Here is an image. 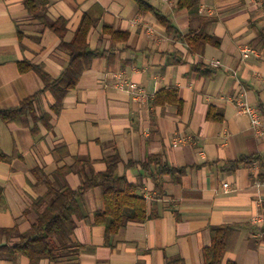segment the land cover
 Masks as SVG:
<instances>
[{
	"label": "crops",
	"instance_id": "obj_1",
	"mask_svg": "<svg viewBox=\"0 0 264 264\" xmlns=\"http://www.w3.org/2000/svg\"><path fill=\"white\" fill-rule=\"evenodd\" d=\"M154 8L140 13L136 0H39L30 13L24 0H0V107L16 108L44 89L33 69L19 62L40 64L56 78L69 62L62 39L41 19L66 21L64 41H70L86 13L96 19L88 44L97 53L74 88L63 98L58 113L49 90L35 97L37 115L49 114L48 125L30 114L0 119V245L13 246L19 234L36 221L47 203V183L67 182L77 188L92 170L104 171V158L116 154L117 175L136 184L144 196L145 221H129L106 237V225L94 223L104 210L103 188L95 185L80 198L84 218L75 219L69 245L50 259L23 254L0 255V264H203L211 244V227L240 228L236 244L220 264H264V135L256 133L246 114L236 109L245 98L257 107L264 124V0H199L198 15L190 17L177 0H145ZM164 15L176 34L158 19ZM127 31V40L112 41L104 32ZM204 31L218 39L202 53L192 52L183 36ZM246 45L257 55L243 57ZM220 61L213 66L211 61ZM123 78L141 85L145 101H136L116 84ZM174 87L182 104L155 103L156 93ZM221 120L207 117L208 110ZM184 143L173 145L175 136ZM159 154L174 168H184L178 180L166 174L162 191L154 189L150 171L141 162ZM258 157L249 164L231 163ZM90 161L91 164L87 162ZM71 167L61 179L58 169ZM153 172L157 166L152 165ZM228 187H224V183ZM61 244V240H57Z\"/></svg>",
	"mask_w": 264,
	"mask_h": 264
},
{
	"label": "trees",
	"instance_id": "obj_2",
	"mask_svg": "<svg viewBox=\"0 0 264 264\" xmlns=\"http://www.w3.org/2000/svg\"><path fill=\"white\" fill-rule=\"evenodd\" d=\"M39 0H24L25 6L30 13H35ZM140 13L145 14L154 11V8L145 0H136ZM179 8H185L190 17L198 15L199 0H177ZM41 19L50 29L61 39V46L69 54V62L64 70L56 78H52L40 64H31L27 61L19 62V69L25 71L28 69L35 70L44 81V89L34 95L23 99L16 108L3 109L0 107V119L4 122H12L21 119L23 115L30 114L36 121L41 120L48 125L49 114L37 115L34 100L37 94L44 90H49L53 95L55 102L52 105V111L58 113L62 107L63 98L67 92L74 88L82 72L89 66L92 58L96 56L90 50L88 44V33L90 28L95 24L94 19L88 13L84 14L77 26L74 35L70 41H64L66 33V21L59 18L54 22L49 21L41 15ZM158 19L168 33L176 34L177 30L164 15L158 14ZM104 32L111 35L112 41L127 40L129 33L127 31L113 30L111 25L105 24ZM192 52L202 53L209 42L218 44V39L210 36L204 31L189 32L183 36ZM164 101L175 102L181 106L182 101L178 97L177 89L170 87L161 89L156 93L154 102L163 103ZM207 117L215 120H221V114H214L213 108H210ZM258 157H242L231 163L232 167H237L240 163L249 164ZM0 160L9 161L10 157L0 152ZM107 167L104 171L92 170L89 175L81 179L77 188H72L65 181L63 185L56 186L53 183H47L46 193L32 205L39 207L47 203L45 208L38 214L35 222L25 231L19 234V241L13 246L0 245V255L5 254L15 256L20 253L30 259H39L48 257L53 259L61 247L69 245L75 228V219L85 217L80 205L81 196L95 185H101L103 188L104 210H96L93 214L94 223L106 225V237L116 233L121 226L129 221H145L147 218L155 216L148 213V204L144 196L137 192L136 184L130 182L125 176L117 175V163L119 157L111 154L104 158ZM91 164L90 161L87 162ZM152 165L157 166L158 171L153 172ZM143 169L150 171V178L154 183V189L162 191V184L166 174L176 180L184 173V168H174L169 166L163 157L159 154L148 153L141 162ZM71 167L62 166L58 169V176L65 179L70 172ZM2 188L0 186V201L2 199ZM9 237L12 229L0 228ZM240 234V228L234 224H223L211 227V244L204 248L203 264H220L224 253L231 250ZM61 240L58 244L57 240ZM65 250V249H63ZM167 264H181L179 259L168 261ZM226 264H235L227 262Z\"/></svg>",
	"mask_w": 264,
	"mask_h": 264
},
{
	"label": "built area",
	"instance_id": "obj_3",
	"mask_svg": "<svg viewBox=\"0 0 264 264\" xmlns=\"http://www.w3.org/2000/svg\"><path fill=\"white\" fill-rule=\"evenodd\" d=\"M243 57H248L250 55H257L258 51L254 47L244 45L241 48ZM213 66H219L220 61H211ZM117 88L125 90L130 94L132 99L136 101H145L148 97L146 90L138 85L136 82L121 78L116 84ZM236 109L238 112L246 114L249 119L251 126L254 128L257 134L264 135V124L260 118V113L257 107L250 104L245 98L241 97L236 99ZM187 138L184 135L175 136L172 140L173 145H178L179 143L186 142ZM224 187H228L229 184L226 182L223 184Z\"/></svg>",
	"mask_w": 264,
	"mask_h": 264
}]
</instances>
